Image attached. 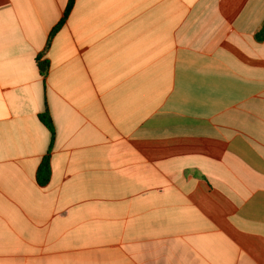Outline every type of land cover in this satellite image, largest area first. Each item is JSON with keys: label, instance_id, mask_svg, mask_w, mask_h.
Listing matches in <instances>:
<instances>
[{"label": "crops", "instance_id": "crops-1", "mask_svg": "<svg viewBox=\"0 0 264 264\" xmlns=\"http://www.w3.org/2000/svg\"><path fill=\"white\" fill-rule=\"evenodd\" d=\"M67 3L0 0V264H264V0H74L51 36Z\"/></svg>", "mask_w": 264, "mask_h": 264}, {"label": "trees", "instance_id": "trees-1", "mask_svg": "<svg viewBox=\"0 0 264 264\" xmlns=\"http://www.w3.org/2000/svg\"><path fill=\"white\" fill-rule=\"evenodd\" d=\"M74 0H68L66 9L64 13V17L61 20L60 24H58V26L52 31L51 36L53 35V33L55 31L58 30L59 26L61 24H63V22L65 21V19L67 18V15L69 14L68 12H70L72 6H73ZM38 68L40 70V72L42 74H45L47 72L48 69V65L46 61H42L38 63ZM39 117V121L50 131V142L53 141V130H52V124L50 121V118L48 117L47 114H42ZM37 182L40 185H44L48 182L49 180V176H50V167H49V159H48V155L46 157L43 158L39 168H37Z\"/></svg>", "mask_w": 264, "mask_h": 264}]
</instances>
